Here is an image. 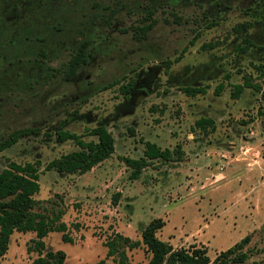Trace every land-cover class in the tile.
I'll use <instances>...</instances> for the list:
<instances>
[{
	"label": "rangeland",
	"instance_id": "rangeland-1",
	"mask_svg": "<svg viewBox=\"0 0 264 264\" xmlns=\"http://www.w3.org/2000/svg\"><path fill=\"white\" fill-rule=\"evenodd\" d=\"M153 21L147 36L135 37ZM247 39L254 47L242 53ZM84 42L88 64L70 76ZM246 78L261 90L234 99ZM187 87L207 94L188 96ZM262 111L264 0H0V142L36 131L0 153V172L10 162H41L35 212L67 226L44 239L67 254L66 264H119L123 250L129 264H148L144 245L108 258L106 244L117 235L142 241L154 219L166 222L157 235L176 250L209 247L215 264L249 236L241 251L248 259L236 262L238 252L226 264H264ZM202 118L214 128L199 127ZM99 126L115 138L110 159L83 175L46 170L79 150L61 133L97 141L90 131ZM146 142L171 151L172 160L154 161L133 180L124 159L142 158ZM234 143L253 150L239 157ZM248 156L251 162L241 160ZM37 240L35 232H15L0 264L32 263Z\"/></svg>",
	"mask_w": 264,
	"mask_h": 264
},
{
	"label": "trees",
	"instance_id": "trees-1",
	"mask_svg": "<svg viewBox=\"0 0 264 264\" xmlns=\"http://www.w3.org/2000/svg\"><path fill=\"white\" fill-rule=\"evenodd\" d=\"M155 25L156 22L153 21L150 24L137 27L135 29V37L141 39L142 36H147ZM246 27H248L247 24L240 25L235 30L236 32H241ZM89 46V42H84L72 56L69 61L70 76H74L80 68L88 64L90 58ZM252 47H254V42L247 39L245 40V46L240 47V51L245 53ZM179 61L180 58L176 60V62ZM166 64L167 70H169L172 63L169 61ZM261 68L259 67V70ZM131 88L132 85H129L128 90ZM224 88V84H220L216 89V95L219 96ZM249 88L261 90L260 86L255 85L249 78H246L244 84L235 86L232 97L239 99L244 91ZM183 91L192 97L207 94L205 87H187ZM260 114L264 117V111L260 112ZM197 124L204 130L207 127L214 128V121L211 119L202 118L197 121ZM32 134H36L35 129L14 132L8 139L0 142V153L16 145L21 138ZM90 134L97 137V141L86 142L79 135L61 133L60 137L63 141H75L79 150L63 155L61 158L50 162L46 166V170H54L68 175H83L110 159L116 151L113 134L105 126H99L91 130ZM171 160V151L163 150L155 143L146 142L142 158L138 160L126 158L124 162L132 169L131 178L139 180L144 169L149 167L154 161L168 162ZM41 166L40 161L24 165L10 162L7 168L0 172V262L7 254L11 238L15 232H35L38 240L34 241V245L39 256L30 264H66L67 254L61 250L54 251L48 249L44 239L51 232H65L67 226L65 224L55 226L47 216L35 212L37 207L35 197L41 192ZM165 226L166 222L163 219H154L144 229L142 241L132 242L123 235H117L106 244L109 249L107 257L111 258L118 254L122 246H128L130 250H134L144 245L151 254L148 264H212L207 248L199 249L197 246H191L189 249L182 248L176 250L171 244L162 241L157 234ZM63 241L65 243H73V240L67 233H64ZM250 241L251 238L249 236L245 237L232 248L222 253L216 259L215 264H226L238 252L240 254L234 260L239 263L245 262L248 259V255L241 253V251ZM31 248L30 246L29 252ZM120 254L121 259L119 264H129L126 251L123 250ZM99 264H105V261H101Z\"/></svg>",
	"mask_w": 264,
	"mask_h": 264
},
{
	"label": "crops",
	"instance_id": "crops-1",
	"mask_svg": "<svg viewBox=\"0 0 264 264\" xmlns=\"http://www.w3.org/2000/svg\"><path fill=\"white\" fill-rule=\"evenodd\" d=\"M253 134V133H252ZM233 146H235V147H232V148H234V149H237L238 148V145L236 144V143H234L233 144ZM239 149V151H240V153L238 154L239 155V157H241L242 155H241V153H243V155H245V154H248L249 152H250V150H253V148L251 147V148H247V147H244V146H240V148H238ZM227 153V152H226ZM224 154L223 153V155L221 156V158H227L228 156H230V159H232V157L231 156H233V153L232 152H229L228 151V156H227V154ZM259 154V152H256V153H254V156H256V155H258ZM252 156V155H251ZM238 158V157H237ZM235 159V158H234ZM244 159V161L245 162H251L252 160V158L250 157V156H248V157H244V158H241V160H243ZM250 160V161H249ZM259 162V161H258ZM252 164H250V163H248V166H251ZM253 166V165H252ZM215 177H217V178H219V177H224L225 179H226V177L223 175V174H218L217 176H215ZM218 180V179H217ZM253 209H254V211H256L257 212V207L256 206H253ZM165 228V227H164ZM255 228H257V226L255 227ZM243 240V239H242ZM239 243V242H238ZM235 244H237V243H231L228 247H229V249L230 248H232ZM207 246V245H206ZM208 247V246H207ZM227 251V250H226ZM225 252V251H224ZM208 253H209V247H208ZM222 253V252H221Z\"/></svg>",
	"mask_w": 264,
	"mask_h": 264
},
{
	"label": "flooded vegetation",
	"instance_id": "flooded-vegetation-1",
	"mask_svg": "<svg viewBox=\"0 0 264 264\" xmlns=\"http://www.w3.org/2000/svg\"><path fill=\"white\" fill-rule=\"evenodd\" d=\"M71 60V59H70Z\"/></svg>",
	"mask_w": 264,
	"mask_h": 264
}]
</instances>
